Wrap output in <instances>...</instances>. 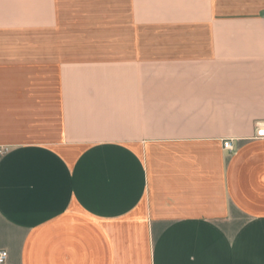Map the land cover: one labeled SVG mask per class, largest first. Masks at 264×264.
Segmentation results:
<instances>
[{"label": "crops", "instance_id": "0c3cea01", "mask_svg": "<svg viewBox=\"0 0 264 264\" xmlns=\"http://www.w3.org/2000/svg\"><path fill=\"white\" fill-rule=\"evenodd\" d=\"M263 133L264 0H0L4 264H264Z\"/></svg>", "mask_w": 264, "mask_h": 264}, {"label": "built area", "instance_id": "2783aa9c", "mask_svg": "<svg viewBox=\"0 0 264 264\" xmlns=\"http://www.w3.org/2000/svg\"><path fill=\"white\" fill-rule=\"evenodd\" d=\"M262 133V131H261ZM264 134V133H263ZM224 148L232 149V144L229 141L224 142ZM7 250L5 249H0V264H4L7 259Z\"/></svg>", "mask_w": 264, "mask_h": 264}]
</instances>
